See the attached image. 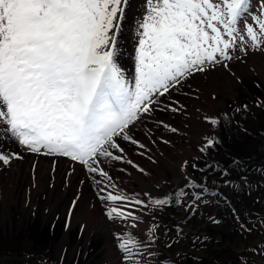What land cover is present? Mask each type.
<instances>
[{
	"label": "snow or ice",
	"instance_id": "1",
	"mask_svg": "<svg viewBox=\"0 0 264 264\" xmlns=\"http://www.w3.org/2000/svg\"><path fill=\"white\" fill-rule=\"evenodd\" d=\"M142 8L139 17H130L129 0H0V146L15 141L24 151L49 157L53 171L55 158L64 157L92 174L103 215L128 229L114 234L120 264H140L146 250L154 255L150 249L161 227L149 224L147 235H140L143 215L128 209L139 206L142 213L149 204L109 191L115 185L101 166L103 160H125L122 142L145 148L136 138L137 129L157 109L182 111L183 106L165 105V99L190 86L185 82L196 74L208 78L221 68L243 83L231 63L243 62V57L234 53L246 57L249 51H264V0H143ZM128 30L135 40L131 78L121 66L128 55L122 35ZM255 86L261 88L264 80ZM211 99H217L216 92ZM252 105L264 110V93L252 97L251 104L237 98L233 116L251 113ZM220 115L205 113L201 119L219 126ZM222 115L228 117L227 112ZM218 143L205 136L199 151L209 154ZM14 159H23V153L0 151L5 168ZM206 167L205 181L216 171L211 164ZM74 170L70 165L66 176ZM229 174L227 169L220 173ZM239 179L248 182L243 172ZM186 187L193 191L177 192L175 203L187 215L169 229L177 240L200 204L209 203L206 194L218 200L222 196L209 193L206 183H197L190 173ZM78 199L72 200L69 218L78 210ZM151 205L164 209L172 206V199H151ZM69 223L66 219V229ZM260 255L264 259V247Z\"/></svg>",
	"mask_w": 264,
	"mask_h": 264
},
{
	"label": "rangeland",
	"instance_id": "2",
	"mask_svg": "<svg viewBox=\"0 0 264 264\" xmlns=\"http://www.w3.org/2000/svg\"><path fill=\"white\" fill-rule=\"evenodd\" d=\"M129 3L130 9L128 15L130 17H139L140 13L143 11V0H129ZM121 42L128 52V55L123 57L121 66L126 70L125 74L131 78L134 71L132 52L135 47L132 31H125L122 35ZM234 55L243 57V60L251 56H258L264 59V51L260 50L249 51L246 57H244L242 52H236ZM239 62L240 61L234 60L231 63L233 65V71L243 81V83L240 84L236 83L235 78L221 68L217 69L221 70V72L217 74L219 77L231 78L235 86L232 88L234 96H225L224 108L222 107V110L218 112L221 113L219 117L221 124L219 126H214V132H212L210 136L218 140L219 143L214 149L210 150L209 154H204L199 151V148L203 144L196 145L190 142L186 135L179 134V138L176 133L166 130L163 125L159 126L158 121L155 119L149 118L145 121L150 125L156 124L160 128L159 132L166 135L168 141L179 138V144L182 145L184 149L187 148V150L193 151L189 160H186L191 178L197 183L204 181L208 187L209 193H222V196L218 200L216 196H209L206 194L205 200H208L209 203L207 205L201 203L196 209L195 215L190 217L188 221L182 225L184 232L178 240L175 238L174 231L169 229L174 228L175 224L180 222V218L187 215L183 207L175 203L177 192L181 190L186 192L193 191V189L186 187V179L177 185L169 184L167 192L159 198L167 199L171 197V207L158 209L155 206H151L144 209L142 213L138 211L139 206L131 208V211H137V214L147 216L152 223L159 224L161 227V231L156 234V243L153 244L150 249V251L154 252V255H148V250L144 251V255L140 258V264H153L157 262L156 256L161 253H166L168 257H171L170 254L173 251L176 252L174 257L186 255L193 246L192 240L194 244L197 240L201 242L219 243L222 247L220 251L224 259L223 264H227L228 262H232L233 264H245L244 260L238 258V255L243 254L245 250V242L241 238L238 223L244 221L248 215L258 210L264 201V110L252 105L251 113L243 116H233L232 107H234V101H236L237 98L239 102H248L251 104L252 97L260 96L264 93V86L259 89L256 88L255 85L262 80L250 71H248L249 74L238 75L236 69L239 67ZM242 65H245V63H242ZM199 79L206 83L205 80L209 79V77L202 78L201 74H196L189 82L187 81V84L185 82L186 85L190 86H185L180 91H173L172 98L170 99L162 98L165 99V105L171 104L174 107H180L182 104L186 103L188 99L191 101L198 100L200 97L199 89L197 90L193 84L194 81ZM223 112H227L228 117L223 116ZM181 113L180 111L169 112L157 109L154 114L160 117L161 120H172L177 124L176 118L173 116L176 115L180 117ZM204 114L205 113H203V115ZM183 117L185 118V115L182 116V118ZM202 121L204 120L202 119ZM183 123L184 120L182 119V124L180 125L184 129H188L189 125H184ZM204 123L206 122L204 121ZM227 137H236L243 140V143L247 144V151L248 149L252 151L254 149V147L252 149L253 144L255 145V143H258V148L256 150L258 152L253 155L247 154L246 149L242 151V153L245 152L244 154L232 152L228 145H224V139ZM8 142L18 145L15 141ZM4 147H6L5 144L0 146V151L11 152ZM244 148H246V145H244ZM137 149L138 147L135 150L130 149V151H134L132 156L134 159H143L140 153L136 151ZM252 153L254 152L252 151ZM171 155L172 160H178V156L175 153H171ZM17 161L18 160L14 159L11 166ZM233 161L236 163H233ZM193 164L198 168H204L205 172L208 171L206 166L211 164L216 168V171L212 172L207 181H205V172L197 171L192 167ZM11 166L5 168L0 165V178H2V173L10 169ZM225 169L229 170V176L220 175L221 171ZM242 172L248 176L247 184L239 179ZM4 175V177L8 179L6 173H4ZM213 178H215V180ZM225 180H230L231 183L225 184ZM225 197L227 198V203L225 202ZM10 198V196L3 198L0 195V264H6L5 259L9 258L10 255L13 257L9 258V264H45V259L51 264H84L85 262L88 263L89 256H93V254L94 256L90 259L89 263L116 264V258L118 259V264H120L122 253H120L116 247L114 234L117 232L126 233L128 229L124 228L122 230L119 222L114 224L108 221L111 227H115L113 232H109L111 236L108 237V241L102 243V240L99 238L94 247L87 250L86 255L80 257L81 251H77L72 258L66 257L71 245L69 242L68 246L63 248L62 256L58 259V256L55 255L53 250L54 245L50 247L49 244L45 243L43 240H34L31 234L26 233V231H17L11 221L9 222V220L7 221L4 219V215H8L6 218L10 215H12V217L17 215V211L12 209ZM183 199L186 200V198ZM9 213L11 214L9 215ZM54 219L59 220L60 215H56ZM3 220H5V222H3ZM213 220H218L219 223H213ZM75 228L77 229V225ZM139 231L141 236H145L148 230L144 232L140 229ZM168 245H172V247L169 248ZM110 247L113 251H117L118 255L117 257L115 254L110 255L111 257L109 256V258L106 259L102 251ZM29 255L34 256L29 257ZM101 255L103 259L99 258ZM256 255L255 259L258 264H264V259L261 258L260 251Z\"/></svg>",
	"mask_w": 264,
	"mask_h": 264
},
{
	"label": "bare ground",
	"instance_id": "3",
	"mask_svg": "<svg viewBox=\"0 0 264 264\" xmlns=\"http://www.w3.org/2000/svg\"><path fill=\"white\" fill-rule=\"evenodd\" d=\"M238 64L239 67L236 69L238 75L249 74L248 71H250L264 80V59L251 56ZM219 72H221L220 69L214 72L209 79L205 80L206 83L201 79L194 81L193 85L197 90L199 89L200 97L196 101L188 99L181 105L183 110L180 111L182 112L180 117L173 116L176 118L177 124L172 120H161L154 113L150 118L158 121L159 126L169 125L171 128L177 129V132H171L176 133L178 137L179 134L186 135L190 142L196 145L203 144L204 137L210 136L214 132V126L202 121L203 113H218L222 107L224 108L225 96H234L232 88L235 84L231 78L219 77L217 75ZM188 82L186 81V84ZM213 92L217 94L216 100L211 99ZM170 98H172V93ZM184 115L185 118H182ZM182 119L184 125H189L188 129H184L180 125ZM166 130L169 129L166 128ZM159 131L160 128L156 124L150 125L147 122L137 129L136 138L146 146L143 149L138 147L136 150L143 159H134L132 156L134 151H130V149L135 150L136 145L122 142L125 149V160H103L101 166L111 176L112 183L115 185V188H109V191H120L130 199H143L151 207V199L162 197L167 192L169 184L177 185L186 179L190 171L184 162L189 160L193 151L184 149L179 144L180 137L168 141L167 136ZM5 145L4 148L8 151L23 153V159L15 162L10 169L4 172L8 179L4 177V173L0 178V195L3 198L10 196L12 209L17 211V215L12 217L9 213L10 216L6 218L8 215H4V219L11 221L17 231H26L31 234L34 240H43L50 247L54 245L53 250L58 259L62 256L63 248L67 247L69 242L71 245L66 257L72 258L77 251H81L80 257L86 255L87 250L93 248L99 238L102 243L108 241V237L111 236L109 232H113L115 227H111L103 215L102 202L96 198L97 185L90 179L92 174H85L80 165L64 157L55 158L57 163L53 171L52 165L48 162L49 157L26 153L19 145L12 142H6ZM224 145H228L232 152L238 154H244L245 152L242 153V151L245 149L247 154L251 155L258 152L256 151L258 143L253 144L252 151L254 153H252L249 149L247 151V144L236 137L225 138ZM171 153L178 156L177 161L171 159ZM34 163L35 170L33 169ZM70 165L75 170L66 176ZM97 179L101 178L97 177ZM104 183L107 184L108 181L105 180ZM77 195L79 196L78 210H72V216L69 218L70 205ZM128 210L131 211V208ZM56 215H60L59 220L54 219ZM66 219L70 221L67 229L65 228ZM149 224L153 223L147 216H143L141 231L146 232V226ZM82 227L83 231H81ZM102 253L105 254L106 259L110 255L115 254L116 257L118 255V252L113 251L111 247L103 250ZM93 256H89L88 263L84 264H93L89 263ZM99 258L103 259L102 255ZM115 263H119L116 258Z\"/></svg>",
	"mask_w": 264,
	"mask_h": 264
},
{
	"label": "trees",
	"instance_id": "4",
	"mask_svg": "<svg viewBox=\"0 0 264 264\" xmlns=\"http://www.w3.org/2000/svg\"><path fill=\"white\" fill-rule=\"evenodd\" d=\"M258 222L263 229L256 226ZM253 225L256 226L253 231H247V228H251ZM238 229L246 247L245 253L238 255V258H242L247 264H258L255 256H257L256 254L259 253L261 247H264V201L262 206L250 215L247 221L239 224ZM221 248L219 243L197 240L186 255L174 257L175 252H172L169 258L166 253H161L160 259L163 264H223L224 259L220 251ZM10 257L13 256L10 255ZM9 258L5 261L6 264H9Z\"/></svg>",
	"mask_w": 264,
	"mask_h": 264
},
{
	"label": "water",
	"instance_id": "5",
	"mask_svg": "<svg viewBox=\"0 0 264 264\" xmlns=\"http://www.w3.org/2000/svg\"><path fill=\"white\" fill-rule=\"evenodd\" d=\"M227 264H233L232 262H228Z\"/></svg>",
	"mask_w": 264,
	"mask_h": 264
}]
</instances>
